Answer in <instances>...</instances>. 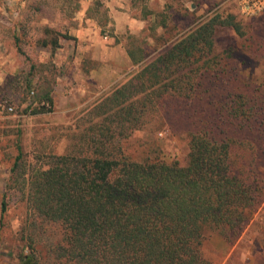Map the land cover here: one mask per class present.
<instances>
[{
    "label": "trees",
    "instance_id": "trees-1",
    "mask_svg": "<svg viewBox=\"0 0 264 264\" xmlns=\"http://www.w3.org/2000/svg\"><path fill=\"white\" fill-rule=\"evenodd\" d=\"M219 28L240 45L216 53ZM263 30L212 12L147 60L128 50L138 68L84 108L68 151L37 166L18 145L0 211L24 198L19 264H215L211 238L235 244L264 202ZM61 39L74 38L44 26L36 44ZM52 107L43 90L30 113ZM163 127L187 140L185 166L156 144L129 152L134 133Z\"/></svg>",
    "mask_w": 264,
    "mask_h": 264
},
{
    "label": "rangeland",
    "instance_id": "rangeland-1",
    "mask_svg": "<svg viewBox=\"0 0 264 264\" xmlns=\"http://www.w3.org/2000/svg\"><path fill=\"white\" fill-rule=\"evenodd\" d=\"M212 12L236 14L243 24L264 28V12L263 16L242 18L233 0H0V106L7 103L13 107L11 113L0 107V208L18 145L27 160L37 166L46 154L68 151L67 136L80 124L84 108L138 68L125 64L128 50L135 56L145 54L147 60ZM84 16L109 42V61H95L90 54L70 69L72 60L55 55L60 50L36 44L43 37L44 26L72 37V30L84 26V22L79 26ZM70 41L61 39L60 43L64 46ZM238 45L240 40L231 29L217 30L216 53ZM260 72L261 67L256 68L252 77L258 79ZM96 80H101V87H93ZM78 83L89 84L91 93L79 92ZM47 89L53 98L52 111L30 113L36 97ZM130 144L133 155L144 151L147 144H156L160 161L187 164V140L167 127L138 131ZM7 204L3 218L0 211V264H19L24 251V198L13 191L7 194ZM206 255L215 264H264V202L235 244L229 246L213 236Z\"/></svg>",
    "mask_w": 264,
    "mask_h": 264
},
{
    "label": "crops",
    "instance_id": "crops-1",
    "mask_svg": "<svg viewBox=\"0 0 264 264\" xmlns=\"http://www.w3.org/2000/svg\"><path fill=\"white\" fill-rule=\"evenodd\" d=\"M206 7V4L204 5ZM84 22V26L77 29L72 30L70 32V35L77 40L73 39L70 41V44H63L64 46L60 47L57 50H60V52H57L55 55L59 59L66 60H72L73 65L70 66V69L73 68L74 63L77 62L78 60H82L85 56L87 57L88 55H92V57L95 59V61H109L110 57V48L107 46L109 43L106 41V38L103 37L101 38L98 33V28L92 24V20L85 17L82 19L81 23L79 26H81ZM87 23V25H86ZM84 31V32H83ZM77 44V45H76ZM8 61V57H6V60ZM124 62L127 65H132L131 60L128 57L124 58ZM62 65V63H60ZM92 72H90V79H92ZM94 84L93 87H101V80H96L93 82ZM90 85L89 84H84L78 83V91L82 93H91V90H89ZM98 95V93H96Z\"/></svg>",
    "mask_w": 264,
    "mask_h": 264
},
{
    "label": "built area",
    "instance_id": "built-area-1",
    "mask_svg": "<svg viewBox=\"0 0 264 264\" xmlns=\"http://www.w3.org/2000/svg\"><path fill=\"white\" fill-rule=\"evenodd\" d=\"M237 14L245 19L256 17L264 12V0H233ZM32 94V92H31ZM2 111L11 113L13 107L7 103L1 106Z\"/></svg>",
    "mask_w": 264,
    "mask_h": 264
}]
</instances>
